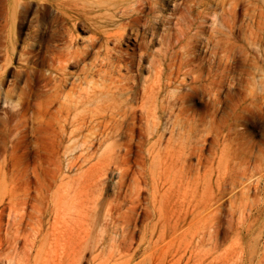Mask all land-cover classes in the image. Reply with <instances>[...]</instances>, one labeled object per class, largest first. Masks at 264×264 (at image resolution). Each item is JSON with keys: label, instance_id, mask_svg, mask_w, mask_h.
<instances>
[{"label": "rangeland", "instance_id": "374dc122", "mask_svg": "<svg viewBox=\"0 0 264 264\" xmlns=\"http://www.w3.org/2000/svg\"><path fill=\"white\" fill-rule=\"evenodd\" d=\"M61 1L32 0L14 24L4 88L15 82V98L21 90L47 93L44 81L39 87L21 73L17 52L34 50L32 67L50 74L71 38L55 9ZM182 1L165 6L169 23L158 26L150 48L179 57L193 51L198 60L209 59L212 48L234 54L237 85L221 89L215 102L208 81L181 92L167 87L157 121L145 111L112 119L117 76L107 69L91 76L88 101L69 111L56 105L46 119H34L44 107L32 98L20 134L2 132L7 115L0 108V264H264V0ZM230 3L236 8L223 12ZM0 6V24L9 28L10 0ZM82 16L75 47L95 36L90 14ZM127 44L137 57L139 49ZM94 61L91 54L87 62ZM141 62L133 71L150 75L147 59ZM66 72L84 76L78 66ZM184 93L190 110L183 114Z\"/></svg>", "mask_w": 264, "mask_h": 264}, {"label": "bare ground", "instance_id": "6f19581e", "mask_svg": "<svg viewBox=\"0 0 264 264\" xmlns=\"http://www.w3.org/2000/svg\"><path fill=\"white\" fill-rule=\"evenodd\" d=\"M169 1L174 0H80L75 1V3L72 0H62L56 3L55 9L59 18L63 22L70 24L68 32L71 38L69 37L70 39L65 42L63 52L56 54L54 57V62L50 64L49 75L46 74L47 70L44 72L32 67L36 56L34 50L29 49L17 52L23 62H25L24 66L21 67V73L26 75L30 83L39 85V87L40 82L44 81L43 86L48 89L44 95L40 94V91L38 92V88L35 91L28 90L27 92L21 90L15 98L12 95L15 89V82L12 85L10 84L7 89L4 88L5 74L10 68L11 60L16 51L14 24L20 15L23 17L28 12L32 0H10L9 19L12 25L7 28V23L0 24V58L6 61L5 63H0V108L5 109L7 115L2 132L5 135L22 133L29 118V111L34 106L32 102L37 98H42L38 105L44 107V110L41 109L36 112L37 115L34 119L39 120H41L40 118L46 119L51 114V108L56 105H59L57 107L66 106L68 109L69 107L76 108L79 104L86 103L93 93L91 91V83H93L91 76L94 73L102 76V73L107 69L111 77L117 76L115 89L110 90V99L114 101L115 109H118L117 112H113L110 115L112 119L122 115L135 118L139 113L138 111L142 113L145 111L151 115L154 121H157L158 99L161 91L167 87L175 86L176 90L181 92L186 87L192 89L197 83L208 81L206 87H208L210 93L209 98L214 102L219 101L221 89L232 91L237 85L235 76L238 59L234 54L225 53L219 55L212 48V56L209 59L198 60L193 51L188 54H182L179 57L168 55L166 52L153 51L150 48V43L158 36V26L169 23V17L164 13L165 6ZM1 2L2 0H0ZM82 3L88 4L91 9L95 10L85 11ZM177 4L183 5L185 2L179 0ZM230 6L231 8L223 5L222 11L229 13V11L236 8L237 4L230 3ZM83 12L86 15L90 14L88 16V25L93 28L95 36H92L84 47H75L72 43V37L75 35V26L78 23H83ZM0 14H2L1 6ZM38 19L41 20V16H38ZM141 24L144 26V31H142ZM112 25L116 29L114 32H110L107 29ZM179 25L180 28H184L181 24ZM233 27L234 25L230 29ZM166 31L167 29L164 32ZM128 42L139 49L137 57L134 56L136 52L134 48L130 52L129 49L131 47L124 49L121 46L128 45ZM110 44H113V46H110ZM101 48L102 50H100ZM91 54L95 55V61L88 63L87 60ZM143 59H147L149 62V66L146 65V68L149 69L150 75L143 76L139 74L138 70L133 71L135 64L138 69L144 67L141 62ZM70 66L80 67L84 71V76L82 78L73 77L72 75V78L67 77L66 69ZM182 74H184V77L185 75L191 76L188 83L185 82L186 79L183 80L182 78L179 80ZM164 75H166L165 80H163ZM99 88H103V86ZM185 95V93L182 96L179 94V111L183 114L190 110L185 105L183 99ZM141 98L145 101L138 106L139 109L137 110L135 103L139 102ZM60 110L62 111V108ZM48 119L50 120V118ZM38 123L40 126L41 121H38ZM122 133L124 132H117L119 135ZM2 138L5 139V137ZM130 146H128V149L126 147V152L130 150ZM10 147L14 148V141H12Z\"/></svg>", "mask_w": 264, "mask_h": 264}]
</instances>
